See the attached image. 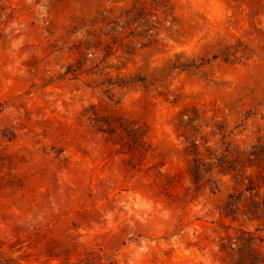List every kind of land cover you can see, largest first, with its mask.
I'll return each mask as SVG.
<instances>
[{"label": "rangeland", "instance_id": "1", "mask_svg": "<svg viewBox=\"0 0 264 264\" xmlns=\"http://www.w3.org/2000/svg\"><path fill=\"white\" fill-rule=\"evenodd\" d=\"M0 264H264V0H0Z\"/></svg>", "mask_w": 264, "mask_h": 264}, {"label": "trees", "instance_id": "2", "mask_svg": "<svg viewBox=\"0 0 264 264\" xmlns=\"http://www.w3.org/2000/svg\"><path fill=\"white\" fill-rule=\"evenodd\" d=\"M196 163H198V161H195ZM221 169H222V167H221ZM236 171V169H232V171L231 172H235ZM223 173H225L224 171H222ZM250 186V185H249ZM246 187H248V186H246ZM252 190H256V189H249V191H252Z\"/></svg>", "mask_w": 264, "mask_h": 264}]
</instances>
